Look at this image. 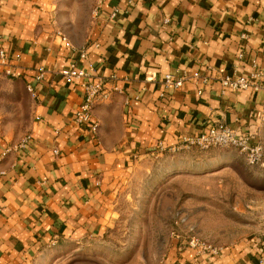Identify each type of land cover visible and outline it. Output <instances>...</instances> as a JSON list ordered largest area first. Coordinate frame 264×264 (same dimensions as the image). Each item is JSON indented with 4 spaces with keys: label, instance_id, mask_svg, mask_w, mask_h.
I'll return each mask as SVG.
<instances>
[{
    "label": "crops",
    "instance_id": "obj_1",
    "mask_svg": "<svg viewBox=\"0 0 264 264\" xmlns=\"http://www.w3.org/2000/svg\"><path fill=\"white\" fill-rule=\"evenodd\" d=\"M0 51V264H24L57 237L102 235L119 189L160 144L213 125L264 147V89L221 85L264 69V0H0ZM69 65H92L110 93L86 124L74 120L81 80L59 73ZM167 74L182 85L166 88ZM261 257L264 234L218 252L179 247L169 261Z\"/></svg>",
    "mask_w": 264,
    "mask_h": 264
},
{
    "label": "rangeland",
    "instance_id": "obj_2",
    "mask_svg": "<svg viewBox=\"0 0 264 264\" xmlns=\"http://www.w3.org/2000/svg\"><path fill=\"white\" fill-rule=\"evenodd\" d=\"M100 236L57 237L24 264H170L264 234V165L234 147L185 146L137 163Z\"/></svg>",
    "mask_w": 264,
    "mask_h": 264
},
{
    "label": "built area",
    "instance_id": "obj_3",
    "mask_svg": "<svg viewBox=\"0 0 264 264\" xmlns=\"http://www.w3.org/2000/svg\"><path fill=\"white\" fill-rule=\"evenodd\" d=\"M114 15V14H113ZM169 22V19H165ZM57 34L61 37L64 44L70 45L68 38L58 31ZM246 37L245 34H242ZM83 57L85 53L81 54ZM242 52L238 53V57L242 58ZM0 57L3 61H6V56L3 51H0ZM93 66H88V71L84 69H77L75 65H69L68 67L59 70V73L67 81H73L75 79L81 80V84L84 89L83 100L78 105L74 120L78 124H86L91 119V112L94 104L102 98H107L109 96V91L106 88V83L102 80L94 81L91 78V72ZM45 69L40 68L38 74L35 76L37 79H41L44 76ZM197 80L207 81L206 77H201L198 73L194 75ZM166 88L179 87L182 85V79L174 78L171 74L165 76ZM222 91L225 90H239L252 88L254 90L264 89V69H261L253 63V69L250 74H242L236 77L225 76L221 79ZM28 91L35 95V90L33 84H28ZM115 89H118L117 87ZM98 127L97 123H93L91 128L96 131ZM199 146L201 148L207 149L211 147H234L238 149L246 158L248 164L253 166L264 164V147L263 145L255 141L253 136L248 133H239L235 129L227 126H210L206 131L195 136H184L181 140V144L177 147H173L170 150L181 149L185 146ZM162 151L166 150L162 144L159 145ZM55 152H58L55 150ZM212 251V250H211ZM258 264H264V257H261Z\"/></svg>",
    "mask_w": 264,
    "mask_h": 264
}]
</instances>
